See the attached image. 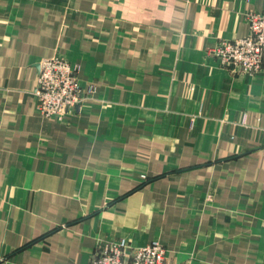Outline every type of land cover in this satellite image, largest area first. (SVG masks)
<instances>
[{"label":"crops","instance_id":"obj_1","mask_svg":"<svg viewBox=\"0 0 264 264\" xmlns=\"http://www.w3.org/2000/svg\"><path fill=\"white\" fill-rule=\"evenodd\" d=\"M264 0H0V264H90L161 242L169 264H264V71L209 52ZM96 92L37 111L41 58Z\"/></svg>","mask_w":264,"mask_h":264},{"label":"built area","instance_id":"obj_2","mask_svg":"<svg viewBox=\"0 0 264 264\" xmlns=\"http://www.w3.org/2000/svg\"><path fill=\"white\" fill-rule=\"evenodd\" d=\"M245 19L249 24L247 36L220 40L209 53L224 67L256 75L264 71V11H248ZM95 92L93 82L85 83L80 78V65L63 54L41 58L35 95L42 116L64 121L70 110L81 111ZM168 259L169 251L159 241L132 247L128 239L121 237L101 241L90 264H169Z\"/></svg>","mask_w":264,"mask_h":264}]
</instances>
